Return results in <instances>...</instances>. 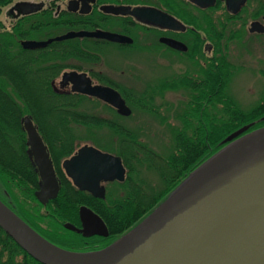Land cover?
<instances>
[{
	"label": "flooded vegetation",
	"instance_id": "af4514ba",
	"mask_svg": "<svg viewBox=\"0 0 264 264\" xmlns=\"http://www.w3.org/2000/svg\"><path fill=\"white\" fill-rule=\"evenodd\" d=\"M2 1L0 0V9L2 10V6L5 3L7 4L5 14L10 20L8 27L10 31L8 33L14 36V42L12 48L0 47V87L3 85L2 58L4 55H11L19 67L33 73V81H36L39 74L43 72L49 74L48 84L53 92L58 95L54 97V100H66L76 103V100L79 99L78 96H66L63 93H81L85 95L83 97L84 101L99 102V108L109 109L112 112L114 110L120 115L123 114L103 99L72 90V81L66 78L63 79V73L69 70L85 72L91 78L93 84L100 83L112 86L124 98L120 90L119 79L111 74L116 66L113 63L105 62V59L101 58V54L104 55V48L109 44L118 47V49L139 50L142 54L156 59V65L160 73L157 75L156 80L158 87L177 81L175 91L178 90L182 94H185L186 89L189 87L187 92L188 102L195 103L192 108V118L196 117L197 120H200L203 113L204 118L210 117L208 116L210 111L209 86L212 64L218 63L221 55H224L225 60L228 61L226 45H229L230 41H238L243 46H249V43L253 44V38L264 36V0ZM1 21L2 19H0V32L3 33ZM69 30H105L126 35L131 40L120 41L90 35L58 37ZM26 39L50 40L36 46H25L22 41ZM219 41L220 43L223 41L222 46L225 49L223 53L221 52L222 54L215 56L217 54H214L213 51L218 50ZM175 42H181L185 45V48L177 46ZM9 43L8 46L11 45ZM42 58H47V61H43ZM132 66V64H129L125 67L131 71ZM262 74L264 77V69ZM179 77L185 80L182 84L179 82ZM145 84V90H150L145 92L148 94L143 99L148 102L162 96L161 94L168 90H174L168 87L159 95L158 93L152 94L153 88L156 87L155 82L147 79ZM183 99L186 98L183 97ZM77 108L79 107L77 106ZM254 110H259V107L254 108ZM30 116L51 157L59 182V189H61V191L58 190L56 196L59 194L60 199L59 201L54 200L55 196L41 202L35 195L40 176L35 163L27 153L29 144L27 143L26 131H23V149L26 152L29 164L35 172L37 182L33 191L34 197L30 193L27 195L34 200V204L38 203L48 207L50 212L47 214V225L43 228L33 218L22 214L16 206L19 204L18 199L13 193L7 191L1 179L0 199L39 233L64 248L74 251H93L109 244L123 233L121 232L116 236L113 228L115 226L116 211L111 207V200L119 195L116 192H110L109 186L117 179L101 180L100 183L103 184L105 192L103 195L94 194L74 184L72 178L65 171L63 160L74 154L78 147L85 143L92 144L101 150L113 151L96 145L91 138H87L83 142L80 139L75 138V140L72 131H63V127L51 129V131H41L35 118L31 114ZM258 118L264 119V114L256 119ZM45 122L48 123V120ZM92 132L98 133L101 131ZM3 140V131H0V151L4 149ZM108 140L114 141V137L108 138ZM68 144H72V149L68 154L60 157L59 169L57 170L51 153L53 151H63ZM16 147L17 145L11 144V148L15 149ZM124 166L126 178L127 167L125 164ZM63 181H68L70 185L80 191L63 192ZM63 198L83 201L67 202L68 200L63 201ZM56 204L59 205L58 212L52 207ZM63 204L72 205L70 211H65ZM81 205H85L97 213L104 222L105 227L98 223L96 230L90 228L86 219L80 213ZM4 233L6 232L0 227V264H45L31 256L9 234L14 241L6 239Z\"/></svg>",
	"mask_w": 264,
	"mask_h": 264
},
{
	"label": "water",
	"instance_id": "95a60500",
	"mask_svg": "<svg viewBox=\"0 0 264 264\" xmlns=\"http://www.w3.org/2000/svg\"><path fill=\"white\" fill-rule=\"evenodd\" d=\"M130 37L105 30H69L58 37ZM47 40H23L36 46ZM185 48L181 42H175ZM72 90L94 95L131 112L112 86L92 83L85 72L69 70L63 79ZM27 133L29 158L40 179L35 195L41 202L56 196L59 182L41 136L30 116L20 117ZM252 121L229 132L215 153L192 169L131 228L93 251H74L47 239L0 199V227L31 256L45 264H264V125L246 131ZM246 131V132H244ZM63 166L75 185L103 195L101 180H123L125 166L119 154L82 144ZM80 213L90 228L101 217L85 205ZM73 227V225H72Z\"/></svg>",
	"mask_w": 264,
	"mask_h": 264
},
{
	"label": "trees",
	"instance_id": "16d2710c",
	"mask_svg": "<svg viewBox=\"0 0 264 264\" xmlns=\"http://www.w3.org/2000/svg\"><path fill=\"white\" fill-rule=\"evenodd\" d=\"M5 1L7 0H3L2 2ZM9 39L10 37H6V35L3 37L0 36V47L6 48ZM47 58H42V60L47 61ZM2 63L3 85L0 87V131H3L4 149L0 151V179H4V171L10 173V178L14 179L16 177L18 178V184H26L24 186L25 188H22L28 190V193L34 197L33 191L37 182L35 172L29 164L28 157L23 149V131L25 130L22 128L20 121L22 114L30 113L38 124L40 123L38 115H44L48 123L46 127H42L39 124L41 131H51V129L61 127H63V131H71L72 129L68 127L69 122L71 120L79 122L83 124L84 131H90V133H86V135L91 137L96 145L119 154L127 167L126 178L123 181L114 180L111 183L113 185L112 188L110 187V191H117L119 187H124V189L129 192L123 200L117 198L111 200V207L118 210H115L114 224L116 236L137 223L155 205L162 201L192 169L223 146L225 143L221 142V140L229 132L249 121H253V123L247 130L264 125V119H256L252 115L250 117L249 111L234 108L232 112L229 111L232 114L230 118H235L234 122H218L215 120L216 116L214 114L216 113L212 114V109H210V117L204 118L203 113L200 124L194 127L192 126V130L194 131L192 135L186 133L185 127L174 128L175 150L163 156L153 150V148L143 140L138 128L131 127L124 122L123 115L113 110V114L106 117L93 110L75 108V106H79V104L83 105V97H85V95L81 93H63V95L66 96H78L79 99L76 100V103L66 100H54V97L58 95L53 92L48 84L50 76L47 72L39 74L38 79L33 81V73L23 70V67H19L11 55H4ZM232 67V63L226 61L224 55L219 56L218 63L212 64L209 86L210 103H214L215 101L213 100L215 99L224 101L227 106L232 103L231 100L228 99L229 95L225 90V83L228 80V75L232 72ZM183 81L185 80L179 77L180 84H182ZM176 82L177 81L173 83ZM156 86L159 85L157 84ZM158 88L160 89L162 86ZM120 90L132 110L136 109L135 103H139V108L141 107L144 109L145 106L147 107V105L142 102L146 101L143 99V92L128 87H121ZM126 91L127 93L132 91V95H128ZM150 105L154 110L156 109L154 104ZM227 110H229V108ZM104 126L107 127V131H110V135H114V141H107L106 137L101 135L100 132L92 133V131L103 130ZM11 144L17 145V147L15 149L11 148ZM71 149L72 145L68 144L67 148L63 149V151H53L51 153L57 170L59 169L60 157L68 154ZM158 160H161V163ZM152 162H155V164L157 162V164L153 165L154 163ZM142 163L151 167V170H158L159 175L163 176L164 181L167 180L165 182L163 181V189L152 197L149 195V192L145 191L146 189L144 190V180L138 182L133 179L134 177L131 174L133 168L136 170L141 169ZM5 184L6 183H3V186L9 190L8 186ZM59 191H61V189H59ZM69 191L80 190L75 189L68 181H63V192ZM59 199L60 196L58 194L54 200L59 201ZM67 200L68 199L63 198V201ZM82 201L83 200H68L67 202ZM16 206L22 214L28 215L29 211L24 208L23 204L19 203ZM52 207L58 212V204ZM71 208L72 205L63 204V209H65V211H70ZM4 236L6 239L14 241L8 234L4 233Z\"/></svg>",
	"mask_w": 264,
	"mask_h": 264
},
{
	"label": "rangeland",
	"instance_id": "374dc122",
	"mask_svg": "<svg viewBox=\"0 0 264 264\" xmlns=\"http://www.w3.org/2000/svg\"><path fill=\"white\" fill-rule=\"evenodd\" d=\"M6 6L7 4L5 3L2 6V10L0 9V19H2L1 23L3 26L2 30H4L3 33L0 32V36L3 37L6 35V37H10L9 44L11 45H9V47L12 48L14 36L8 33L10 31V28H8L10 20L5 14ZM222 42L223 41L220 43L219 41L218 50L216 52L215 50L213 51L214 54H217L215 56H219L221 52H224L223 50L225 48L222 46ZM226 47L227 59L232 63L233 67L231 68L232 72L228 75V80L225 83V90L229 95L228 99L231 100L232 103L227 106V104L220 99L213 100L215 101L214 103L209 102L212 114L216 113L214 114L216 116L215 120L218 122H234L235 118H230L232 117L230 112H232L234 108L249 111L250 117L252 115L254 118H257L264 114V77L262 74L264 69V36L253 38V44L249 43V46H243L242 43H239L238 41H230L229 45H226ZM104 49L105 53L104 55L101 54V58L103 57L105 62L113 63L116 66V69L113 70L111 74L119 79L120 88L128 87L136 91L143 92V96L145 97V95L148 94L145 92L150 90H145L146 80H153L156 86V80L158 78L157 75L160 73L154 57L144 55L139 50L128 51L125 49H118V47L111 44L107 45ZM129 64L133 65L131 71L127 70L125 67ZM177 84L178 83H166L163 84L160 89L158 86L154 87L153 91L151 90L152 94L158 93V95L168 87L174 90H168L167 92L162 93V96L154 98L153 101H142L145 105H147L144 109L141 107L139 108V103L134 102L136 104V109L132 110L131 115L123 117L124 122L131 127L138 128L143 140H145L149 146L153 148V150L163 156H166L175 150V139L173 134L174 128L185 127L186 133L192 135L194 132L192 130V126L194 127L200 124V120H197L196 117H194V119L192 118V108L195 106V103H191L190 101L188 102L187 92L189 87L187 89L185 88L186 93L182 94L178 90L175 91V89H177ZM127 94L132 95V91ZM183 97L187 100L183 99ZM98 104L99 102L88 100L83 101V105L79 104L78 107L79 109H95L96 111L93 110L94 112H98L100 115L106 117L113 114V112L109 109L99 108ZM150 104H154L156 109L154 110ZM256 107H259V110L255 111L254 108ZM228 108L229 110H227ZM210 112L211 111H209L208 116H210ZM38 119L40 122L39 124L42 127H46V117L44 115H38ZM68 127L72 129L71 131L74 134V139H80L83 142L85 139L91 138L86 135V133H90V131H84L83 124L79 122L71 120ZM100 131L101 135L105 136L107 141H109L108 138L114 137V135L109 134L110 131H107L106 126H104L103 130ZM109 142H112V140ZM158 161L161 163V160ZM152 163H154L153 165L157 164V162L156 164L155 162ZM150 168L151 167L142 163L141 169L136 170L133 168L131 174L134 177L133 179L138 182L144 180V190L146 189L145 191L149 192V195L152 197L154 194L159 193V191L163 189L162 186L167 180L164 181L163 176L159 175L158 170L153 169V171ZM9 175L10 173L6 171L3 172L4 179L2 181L8 186L9 190L7 191L13 193L19 203L23 204L24 208L29 211L27 215L28 217L33 218L35 222L40 223L38 224L39 226L45 228L44 226L47 225L48 220L47 214L50 212L48 207L38 203L34 204V200L30 199L27 195L28 190L23 189L26 184H18V178L15 177L14 179H11ZM112 186V184L109 186V191ZM110 192H116L117 195H119L117 199L120 200H123L129 193L124 189V187H119L117 191L111 190ZM63 216L65 215L63 214ZM113 228L115 229V226Z\"/></svg>",
	"mask_w": 264,
	"mask_h": 264
}]
</instances>
